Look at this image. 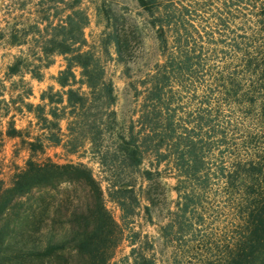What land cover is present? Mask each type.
Returning <instances> with one entry per match:
<instances>
[{"label": "trees", "instance_id": "obj_1", "mask_svg": "<svg viewBox=\"0 0 264 264\" xmlns=\"http://www.w3.org/2000/svg\"><path fill=\"white\" fill-rule=\"evenodd\" d=\"M137 3L151 18L162 62L155 63L153 73L140 83L136 120L114 137L121 162L126 168H137L151 153L154 171L144 170L142 177L150 180L159 175L161 163L171 172L176 199L165 233L176 226L177 240L188 234L191 218L197 215L195 222L202 224L206 199L218 196L230 216L220 264H264V0H217L216 12L209 14L210 21H204L207 28L198 25L196 18L204 12V4L177 7L173 0ZM36 5L40 11L26 29L16 28L17 24L7 28L6 43L26 48L6 65L5 78L18 77L10 84L19 82L22 89L8 100L0 90V104L5 106L0 107V122L7 118L5 135L20 136L9 115V105L18 102L13 110L24 109L31 114L42 131V137L27 141L31 154L41 150L43 141L74 153L81 145L76 137L79 133L71 127L77 124V118L67 121L66 135L60 122L74 119L75 111L87 103H97L94 109L107 110L114 102L112 86L105 81L103 68L84 37L88 18L80 0H37ZM236 19L240 27L229 34L228 26ZM217 53L223 56L220 65L215 63ZM56 55L64 60V68L54 78L60 91L49 88L41 92L37 104L25 101L31 96V88L23 75L40 80L42 69ZM74 69L79 70L78 78ZM0 86L4 87L2 83ZM82 87L86 91H81ZM184 90L190 95L188 105L182 107ZM194 99L195 106L189 107ZM84 126L88 129L86 140L95 146L104 123L92 119ZM3 135L0 123V149ZM107 172V194L126 217L130 213L124 199L132 189L117 181L110 169ZM65 177L90 187L91 199L63 213L66 225L57 228L55 218L50 219L52 225L42 240L37 235L40 219L14 215L9 237L19 232L25 236L18 241L22 247L13 251L14 259L32 263L55 257L57 264H108L121 230L105 210L102 190L90 168L81 162L59 165L36 161L30 155L9 187L4 188L0 180V222L6 212L24 201L40 205L42 190L55 189ZM25 223L29 231L23 232ZM134 251L132 248L131 253ZM64 253L69 257L62 256ZM134 264L154 263L140 254L134 257Z\"/></svg>", "mask_w": 264, "mask_h": 264}, {"label": "rangeland", "instance_id": "obj_2", "mask_svg": "<svg viewBox=\"0 0 264 264\" xmlns=\"http://www.w3.org/2000/svg\"><path fill=\"white\" fill-rule=\"evenodd\" d=\"M174 5L204 4V12L196 16L198 25L204 26L210 13L216 12L217 0H173ZM37 0H0V90L3 97L15 98L22 89L18 77L9 80L5 78L4 71L15 56L24 51L26 46H9L5 36L7 28L17 24L16 28L26 29L27 24L36 18L40 8ZM80 7L87 14L88 23L83 29L84 37L90 51L103 68L105 81L111 83L114 102L107 110L94 109L97 103H87L81 110H76L74 119L62 120L60 127L62 133L66 130L67 121H75L78 142L81 145L74 153H68L62 146H53L46 141L41 142V150L30 153L27 141L36 136L42 137V131L35 125L32 115L24 109L15 112L9 105V115L13 116L14 126L20 131V136L9 137L5 135L7 118L1 120L4 133L0 149V180L4 188L9 187L13 176L23 169L26 160L32 156L36 161L49 160L55 164H67L81 162L90 168L92 177L102 190V204L113 221L121 230L120 241L114 249L113 256L108 264H134V257L144 254L154 264H220L224 259L226 250V237L229 234V212L223 207V200L218 196L206 199L207 208L203 214V223L198 224V216L191 218V230L180 239H176V226L165 233V226L171 220V212L174 211L176 193L174 191L175 179L164 163L158 166L159 175L152 176L150 180L142 177L144 170L154 171V157L151 153L145 155L142 163L137 168L125 167L121 162V155L116 151L115 135L122 133L130 121H135L141 104V81L147 80L153 73L155 63L162 62V56L158 47L155 28L150 25L151 18L141 7L137 0H80ZM53 11V10H52ZM208 21H210L208 19ZM238 19L230 22V30L238 26ZM207 28V27H206ZM219 29V28H216ZM216 30H214L215 32ZM22 32V31H20ZM218 32V31H217ZM221 32V30H220ZM224 32V31H223ZM239 32V30H237ZM218 33H214L217 37ZM169 42V41H168ZM220 51L219 46H216ZM223 56L217 53L216 65H220ZM64 68V60L60 55L53 57L52 63L42 69V77L35 80L29 75H23V81L31 88V96L26 99L32 104L40 103L39 94L51 88L52 92L60 91L54 78ZM78 69L74 73L78 78ZM77 87V86H74ZM81 91H86L84 87ZM182 107L188 105L189 95L181 91ZM190 93H192L190 91ZM199 93L195 92V94ZM197 100H193L189 107H194ZM4 109V104H0ZM60 107V106H58ZM187 109V108H186ZM65 112H69L67 108ZM112 112V113H110ZM92 119H99L104 123V130L95 146H91L86 140L87 127L84 123H90ZM83 127H80L82 126ZM79 126V129L77 128ZM64 140L66 138H63ZM101 162L103 164H101ZM112 173L116 180L126 183L131 187L132 193L124 199L129 215L125 217L119 205L110 200L107 194V181L105 179ZM62 180V181H61ZM61 182L53 190L43 189L44 197L40 205H35L33 200L24 201L15 210H9L4 214L0 222V264H57V258L49 257L32 263L14 259L13 251L22 247L21 241L25 238L19 232L13 238L9 237L11 221L14 215L21 219L29 215L39 223L37 235L43 239V235L52 225L59 228L65 224L63 213H67L76 203L89 202L92 190L73 178H61ZM34 210V211H33ZM32 212H34L32 214ZM189 224V223H188ZM185 225V228L188 227ZM21 231L28 229L26 223ZM29 231V229L27 230ZM26 233V232H25ZM25 235V234H24ZM20 243V244H19ZM134 243V244H131ZM135 251L131 253V249ZM62 256H68L65 253ZM69 257V256H68Z\"/></svg>", "mask_w": 264, "mask_h": 264}]
</instances>
